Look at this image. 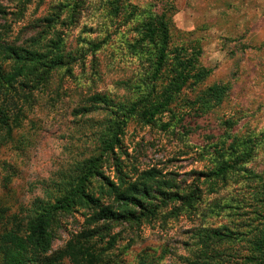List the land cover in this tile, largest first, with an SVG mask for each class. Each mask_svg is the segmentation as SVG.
I'll return each mask as SVG.
<instances>
[{"label": "rangeland", "instance_id": "374dc122", "mask_svg": "<svg viewBox=\"0 0 264 264\" xmlns=\"http://www.w3.org/2000/svg\"><path fill=\"white\" fill-rule=\"evenodd\" d=\"M20 5L0 0L9 23ZM25 6L28 12L14 36L25 41L34 35L35 20L57 7V29L71 58L54 74L51 87L37 94L23 127L0 149V236L14 220L25 218L36 200L57 197L59 179L77 162L100 155L99 138L121 119L122 149L102 165V174L117 181L119 163L129 180L155 170L157 179L175 185L185 201L156 209L140 224L112 222L102 231L105 237L94 238L97 250H107L111 264H139L142 258L151 264H189L215 229L229 235L218 240V259L246 264L254 250L253 227L264 211L260 184L242 171L224 179L209 175L215 149L229 159L232 145L241 152L255 143L246 168L264 176V0H31ZM156 15L167 18L173 48L194 63L192 75H207L191 80L171 111L148 125L138 116L127 118V111L153 85L162 89L173 76L169 65L160 81H152L155 47L142 42L135 47L143 25ZM5 23L1 16L0 24ZM104 40L101 49L93 48ZM214 92L222 99L210 100ZM103 183L96 177L92 190L110 204L114 198L103 193ZM148 186L153 193L159 184ZM92 214L91 208H78L62 216L53 251L102 229L103 221L92 223Z\"/></svg>", "mask_w": 264, "mask_h": 264}, {"label": "trees", "instance_id": "16d2710c", "mask_svg": "<svg viewBox=\"0 0 264 264\" xmlns=\"http://www.w3.org/2000/svg\"><path fill=\"white\" fill-rule=\"evenodd\" d=\"M19 1L20 7H16L17 11L12 13L15 18L13 23H9L7 9L0 7V17H4L6 22L4 25L0 24V149L13 138L16 130L23 127L29 108L37 101V94L45 93L51 87L54 74L67 66L71 58L67 53L66 42L57 29L61 18L57 7H52L44 17L35 20L31 25L34 26L33 31H36L34 35H30L25 41L14 36V27L24 20L28 12L25 5L30 4L31 0ZM50 36L52 37L49 38ZM139 42L155 47L152 81H160L169 65L174 68L167 85L162 89L161 86L153 85L151 93L141 102L134 103L127 111V118L138 116L145 124L152 125L159 117L171 111L191 80L200 81L207 74L192 75L194 63L187 60L183 50L173 48L171 31L164 15L148 19L143 25L142 39L135 47ZM105 44L106 40L93 48L99 50ZM211 96L210 100L214 101L223 97L218 92ZM124 124L125 121L121 122L120 119L115 124V129H110L107 135L99 138L100 155L77 162L66 178L59 179L54 186L57 197L50 201L36 200L25 218L13 221L10 229L0 236V264H111V260L107 259L109 256L104 254L105 250H97V244L93 240L105 237L102 231H106L112 222L129 221L140 224L143 218L155 214L156 209L185 201L183 193L175 191V185L157 179L159 173L155 170L142 173L141 178L136 180H129L119 163L117 181L102 174V165L109 157H116L117 150L122 149L121 128ZM169 126L166 124L165 128ZM231 150V157L226 159L222 150L215 149L218 156L215 169L209 177L224 179L233 172L242 171L246 178L259 182L264 195V176L246 168V164L254 158L255 143L241 152L238 145H232ZM98 176L104 181L101 187L103 193L114 198L110 204L102 202L92 190L93 180ZM149 182L159 184L153 193L148 186ZM155 203H159V206L156 207ZM78 208H91V222L98 224L103 221V228L89 230L72 238L63 248L53 251L55 227H58L60 218ZM258 216L259 223L253 227L254 250L252 257L246 258V264H264V211L258 213ZM250 226L252 225L248 224ZM210 233L212 234L201 241L196 260L189 264H230L218 259L222 257V253L217 249L220 243L218 240H224L229 235L215 229ZM111 240L109 245L112 247L115 238ZM139 264L151 263L147 258H142Z\"/></svg>", "mask_w": 264, "mask_h": 264}]
</instances>
